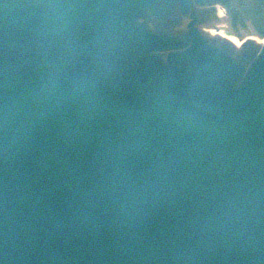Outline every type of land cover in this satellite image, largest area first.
<instances>
[{"label": "water", "instance_id": "obj_1", "mask_svg": "<svg viewBox=\"0 0 264 264\" xmlns=\"http://www.w3.org/2000/svg\"><path fill=\"white\" fill-rule=\"evenodd\" d=\"M0 264H264V0H0Z\"/></svg>", "mask_w": 264, "mask_h": 264}]
</instances>
